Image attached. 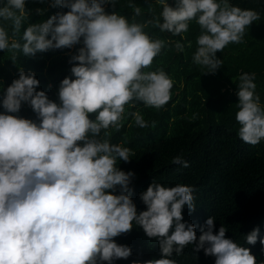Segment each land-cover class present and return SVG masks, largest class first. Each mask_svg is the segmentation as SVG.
<instances>
[{"label":"trees","instance_id":"16d2710c","mask_svg":"<svg viewBox=\"0 0 264 264\" xmlns=\"http://www.w3.org/2000/svg\"><path fill=\"white\" fill-rule=\"evenodd\" d=\"M0 264H264V0H0Z\"/></svg>","mask_w":264,"mask_h":264},{"label":"rangeland","instance_id":"374dc122","mask_svg":"<svg viewBox=\"0 0 264 264\" xmlns=\"http://www.w3.org/2000/svg\"><path fill=\"white\" fill-rule=\"evenodd\" d=\"M233 167L235 168V165H233ZM235 172H239V170H238L237 168H235ZM232 178H233V176H232ZM230 181H231V180H229L228 183H230Z\"/></svg>","mask_w":264,"mask_h":264}]
</instances>
